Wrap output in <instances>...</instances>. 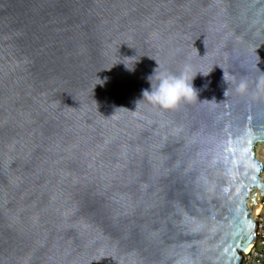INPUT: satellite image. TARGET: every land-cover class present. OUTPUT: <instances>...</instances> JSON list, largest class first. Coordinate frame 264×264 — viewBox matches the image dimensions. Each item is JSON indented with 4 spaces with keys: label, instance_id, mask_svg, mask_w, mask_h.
Listing matches in <instances>:
<instances>
[{
    "label": "water",
    "instance_id": "water-1",
    "mask_svg": "<svg viewBox=\"0 0 264 264\" xmlns=\"http://www.w3.org/2000/svg\"><path fill=\"white\" fill-rule=\"evenodd\" d=\"M262 142L264 0H0V264H240Z\"/></svg>",
    "mask_w": 264,
    "mask_h": 264
},
{
    "label": "clouds",
    "instance_id": "clouds-1",
    "mask_svg": "<svg viewBox=\"0 0 264 264\" xmlns=\"http://www.w3.org/2000/svg\"><path fill=\"white\" fill-rule=\"evenodd\" d=\"M125 68L132 70V67L130 68L126 63ZM210 71L205 73L203 69H198L194 75H190L187 65L177 73H157L155 71L149 77L150 90H142V99L136 102V108L140 101H146L149 105L163 110L175 109L181 103H190L193 98L197 99V90L192 84L194 76L197 73L207 75ZM153 79H155V84H153Z\"/></svg>",
    "mask_w": 264,
    "mask_h": 264
},
{
    "label": "built area",
    "instance_id": "built-area-1",
    "mask_svg": "<svg viewBox=\"0 0 264 264\" xmlns=\"http://www.w3.org/2000/svg\"><path fill=\"white\" fill-rule=\"evenodd\" d=\"M256 156L262 163L260 176L264 183V151ZM251 217L255 223V234L252 242L242 251L240 264H264V193H261L258 204L252 208Z\"/></svg>",
    "mask_w": 264,
    "mask_h": 264
},
{
    "label": "rangeland",
    "instance_id": "rangeland-1",
    "mask_svg": "<svg viewBox=\"0 0 264 264\" xmlns=\"http://www.w3.org/2000/svg\"><path fill=\"white\" fill-rule=\"evenodd\" d=\"M264 151V146L263 145H258L257 146V149H256V152L260 155L261 152Z\"/></svg>",
    "mask_w": 264,
    "mask_h": 264
},
{
    "label": "bare ground",
    "instance_id": "bare-ground-1",
    "mask_svg": "<svg viewBox=\"0 0 264 264\" xmlns=\"http://www.w3.org/2000/svg\"><path fill=\"white\" fill-rule=\"evenodd\" d=\"M260 145H263L264 146V142H262Z\"/></svg>",
    "mask_w": 264,
    "mask_h": 264
}]
</instances>
